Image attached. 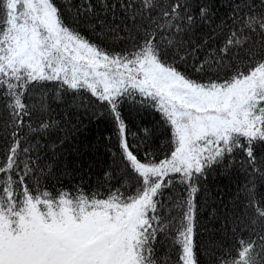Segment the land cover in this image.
Instances as JSON below:
<instances>
[{"label":"trees","instance_id":"obj_1","mask_svg":"<svg viewBox=\"0 0 264 264\" xmlns=\"http://www.w3.org/2000/svg\"><path fill=\"white\" fill-rule=\"evenodd\" d=\"M35 39L197 105L264 62V0H0V264H76L106 239L102 264H264V87L252 131L161 176L184 133L158 95L43 72Z\"/></svg>","mask_w":264,"mask_h":264},{"label":"rangeland","instance_id":"obj_2","mask_svg":"<svg viewBox=\"0 0 264 264\" xmlns=\"http://www.w3.org/2000/svg\"><path fill=\"white\" fill-rule=\"evenodd\" d=\"M76 50H82V55L67 56L62 49L59 52L52 50V45H44L35 39L29 49L28 58L40 60L41 70L53 74L59 72L73 80H84L90 85H100L105 93L113 95L126 85L140 87L144 90H153L158 100L167 107L174 125L183 131L184 136L177 152L166 162L157 167L160 175L174 170H183L191 167L194 161L201 158L207 151L215 152L220 141L226 140L236 130L250 132L253 124L247 120L250 106L258 101V92L264 87V62L256 67L250 75L241 81L236 88L220 89L217 92L199 91L197 105L182 103L174 97L165 94L164 86L156 78L154 86L153 75L143 66L122 67L103 66L100 58L84 45L73 40ZM34 49L36 51H34ZM30 55V56H29ZM32 61V60H31ZM30 73H36V65H24ZM159 88L161 95H159ZM165 88V89H164ZM185 95L188 91H177ZM135 167L144 172V166L135 164ZM78 228L70 229L68 235L76 237ZM106 243L98 248L86 252L76 261V264H102L106 259ZM105 248V249H104Z\"/></svg>","mask_w":264,"mask_h":264}]
</instances>
